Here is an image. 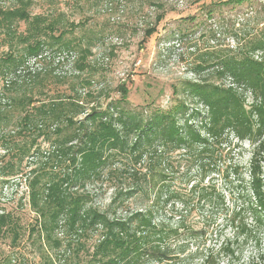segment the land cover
I'll use <instances>...</instances> for the list:
<instances>
[{
	"label": "trees",
	"instance_id": "1",
	"mask_svg": "<svg viewBox=\"0 0 264 264\" xmlns=\"http://www.w3.org/2000/svg\"><path fill=\"white\" fill-rule=\"evenodd\" d=\"M166 1L146 0L150 19L141 28V43L173 9ZM200 1L195 14L173 22L164 40L182 41L199 31L213 36L209 22L223 23L242 7L260 6L263 14L259 27L234 47L201 54L195 72L228 82L183 79L173 88L176 101L162 107L132 104L124 83L117 98L97 101L95 92L79 89L71 79L91 67L86 60L97 32L83 22L63 21L61 14H33V0L9 7L0 0V130L22 138L12 141L13 156L36 153L48 167L32 168L26 180L36 214L32 230L42 247L59 250L62 264H237L240 242L259 243L264 231L263 2L191 0ZM110 27L120 37L127 30L123 24ZM75 50L77 74L57 73L52 63L63 61L59 54ZM66 83L68 92L62 88ZM40 138L47 150L40 149ZM245 141L251 154L243 166L234 155ZM213 170L228 192L209 180ZM99 180L112 188L103 207L89 189ZM231 200L238 202L226 220L232 233L220 231L216 244H206L204 224H186L196 207L225 211ZM18 229L13 216L0 211V238L10 232L15 243ZM90 236H96L91 250ZM255 259L247 264H261Z\"/></svg>",
	"mask_w": 264,
	"mask_h": 264
},
{
	"label": "rangeland",
	"instance_id": "2",
	"mask_svg": "<svg viewBox=\"0 0 264 264\" xmlns=\"http://www.w3.org/2000/svg\"><path fill=\"white\" fill-rule=\"evenodd\" d=\"M2 1L6 7L17 5L16 0ZM209 1L206 0V2ZM260 1L263 2L262 10H264V0ZM166 2V8L173 7V9L165 15L156 32L142 43L141 28L144 21L150 19L147 18L149 9L146 0H99L97 2L94 0H33L30 11L33 14L52 16L61 14L63 21L83 22L97 32L95 37L92 36L90 39L91 54L86 60L91 67H87L76 77L71 78L79 89L92 90L97 95V101L103 103L107 96L117 98L121 94L118 85L124 83L128 89L127 98L132 104L154 103L167 107L176 101L173 88L183 79L206 77L216 83L228 82L214 74L208 76V71L195 72L201 54L206 49L234 47L247 32L259 27L256 21L262 16L263 11L259 10L260 6L248 10L242 7L236 9V14L226 17L223 23L210 21L208 27L212 29L213 32L210 34L213 36L203 35L199 31L182 41L164 40L173 22L180 17L195 14L202 1L197 4L192 3L191 0H167ZM141 6H143L142 11ZM117 24L127 26V30L122 34L123 38L110 31V26ZM18 28L23 30L24 24L20 22ZM74 32L81 38V31ZM160 37L162 39L157 43ZM82 44L86 45V42L83 41ZM77 55V50L72 53L63 52L59 54L60 59L64 58L63 61L56 65L55 60L52 65L55 66L57 73L77 74L73 63ZM35 66L32 65V67ZM85 80H92V82L87 85ZM62 88L68 92L69 83ZM1 90L2 82L0 81ZM99 91L101 92L98 93ZM7 130L8 128H4V131L0 130V211L9 212L13 216L19 226V238L13 243L10 232H6L0 238V263L9 261L10 264H62L61 257L56 255L59 250L52 245L42 247L37 240L36 231L32 230L36 214L28 202L26 180L33 175L32 168L46 167L44 161L39 159L36 153L32 157H23V159L13 156L12 141L21 143L22 138L11 139ZM38 143L41 150H47V144L41 138ZM250 154L251 147L246 141L242 142L235 150L234 160L243 166L247 165ZM10 163L14 165L13 174L10 172ZM215 168H221L219 161L216 162ZM208 176L209 180L216 182L225 192H228V189L221 185V176L216 170L210 171ZM89 189L94 195L96 194L95 198L101 207L108 202L112 191L110 183L106 180L96 181L89 186ZM229 203L225 211L215 209L213 206L196 207L186 216V224L195 227L204 224L207 230L206 244H216L220 231H223L222 236L232 233L231 227L226 225V220L231 212L237 211L238 202L231 200ZM259 236L260 241L257 246H254L253 240L247 243L240 242L236 246L239 251L237 264H247L249 260L255 258H257L256 262L264 264V231H261ZM95 238L96 236L88 238L89 250ZM81 254H85V251Z\"/></svg>",
	"mask_w": 264,
	"mask_h": 264
}]
</instances>
